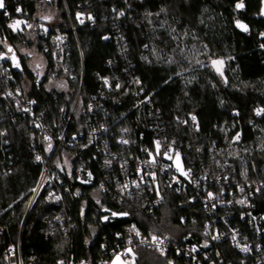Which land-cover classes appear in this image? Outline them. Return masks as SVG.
<instances>
[{"label": "trees", "instance_id": "16d2710c", "mask_svg": "<svg viewBox=\"0 0 264 264\" xmlns=\"http://www.w3.org/2000/svg\"><path fill=\"white\" fill-rule=\"evenodd\" d=\"M13 2L29 10L30 20L40 19L41 8L61 12L52 26L67 33V74L58 67L51 35H41L37 23L23 29L3 23L0 29V49L5 51V42L13 52L5 61L10 86L23 88L29 82V97L49 124L59 121L63 106L73 108L79 93L78 115L103 94L106 98L99 102L107 110L113 140L125 129L132 144L124 147L128 154H141V147H152L160 134L177 139L194 166L201 162L215 171L226 165L232 179L262 182L253 201L264 214V111L257 114L264 109V0H9L11 9ZM241 2L244 7L238 9ZM238 21L248 30L238 27ZM30 48L43 55V73L32 70L22 55ZM220 59L222 73L213 65ZM53 81L64 88L45 86ZM7 88L0 72V132H5L9 149L5 155L0 152V264H7L4 251L19 240L25 261L33 257L34 264L65 258L101 264L116 247L117 234H126L134 222L146 233L172 232L174 225L193 232L195 223L202 226L209 218L198 202L189 201L192 193L170 191L163 205L150 200L146 206L140 198L119 203L97 186L71 183L64 206L41 197L28 212L40 176L30 147L35 128L28 118L8 110L10 103L3 98ZM75 121L69 131H76ZM158 123L163 131L153 128ZM213 146L222 149L220 155L212 153ZM104 210L127 216L104 223ZM58 211L71 215L76 228L70 235L58 225L48 227L47 216ZM259 241L264 244V234ZM222 247L226 261L241 264L233 248ZM136 254L138 264H191L148 248L140 247Z\"/></svg>", "mask_w": 264, "mask_h": 264}, {"label": "built area", "instance_id": "2783aa9c", "mask_svg": "<svg viewBox=\"0 0 264 264\" xmlns=\"http://www.w3.org/2000/svg\"><path fill=\"white\" fill-rule=\"evenodd\" d=\"M23 1L48 3L51 0ZM3 3L4 7L0 8V29L3 23L11 29L31 28L37 23L41 35H51L57 48L58 67L67 74L64 60L67 56L68 38L65 30L46 24L41 19L30 20L29 10L19 2H13L12 9L9 0H3ZM40 13L39 10L37 16ZM17 21L20 22L18 25ZM72 30L76 32L73 23ZM1 37L0 32V39ZM1 46L5 51L0 49V72L8 87L3 98L10 103L8 110L28 118L30 125L35 128L30 134V147L33 161L40 167V176L29 202L28 212L41 197L54 206H64L66 195L71 191L70 183L97 186L101 193L114 196L119 203L125 199L134 201V198H140L146 206L150 200L152 205H163L170 191L179 195L192 193L188 195L189 201L198 202L209 216L202 226L195 223L193 232L180 231V225H174L172 232L160 229L161 231L146 233L134 222L127 226L126 234H117L116 247L110 250L108 258L101 264H114L117 256L120 258L119 264H134L133 258L137 256L136 252L140 247L154 250L171 260L183 258L191 264H235L232 260L226 261L222 247L224 245H229L239 254L241 264H264V244L259 241L264 234V214L255 208L253 201L255 193L263 186L262 182L245 184L232 179L231 174L226 171V165L219 164L215 171L205 168L201 162L194 166L195 161L186 160L189 158L188 154L179 141L162 134L152 141V147H141V154H128L125 148L132 144L125 129L113 140L107 110L103 102H99L106 98L103 94L98 101L94 99V102L84 106L81 115H78L79 93L73 108L63 106L59 121L49 124L45 114L30 99L29 92L24 91L25 87L10 86L12 75L9 74L10 68L5 61L13 52L7 49L5 42ZM98 113L102 117L97 116ZM74 119L77 129L69 131ZM197 125L193 123L195 129L198 128ZM153 128L164 130L159 123ZM0 134V152L5 155L9 151L8 141L5 132L1 131ZM211 150L216 155H220L222 151L217 146H213ZM37 157L40 159L37 160ZM176 157H180L183 162L181 169L174 163ZM94 164L97 165L96 168L93 167ZM99 171L103 172L102 177ZM112 219L115 218H110ZM46 220L48 227L55 228L58 225L67 235L76 228L71 215L66 211L54 212ZM181 221L183 224L186 219L182 218ZM245 248L247 251L243 250ZM4 254L7 264H34L33 257L25 261L20 240L5 249ZM57 264L90 263L85 259L75 261L65 258ZM135 264H138L137 261Z\"/></svg>", "mask_w": 264, "mask_h": 264}, {"label": "rangeland", "instance_id": "374dc122", "mask_svg": "<svg viewBox=\"0 0 264 264\" xmlns=\"http://www.w3.org/2000/svg\"><path fill=\"white\" fill-rule=\"evenodd\" d=\"M40 12L41 13L38 16L46 24H50V25L56 24V23H59V21L61 20V12L56 8H50V9L41 8ZM238 22L242 25H245L242 21H238ZM22 55L24 57H27L28 65L30 66V68L32 70L38 71L40 73L44 72L45 64H46L45 59H44L42 54H40L36 51V49H34V48L23 49ZM214 61H222L223 63H214ZM214 61H213L214 67L217 69L218 72L222 73L224 61L222 59L214 60ZM45 86L50 88V89L51 88H57V89L62 90L64 88V83H62L60 81H53L50 84L46 83ZM30 89H31V85L28 82L25 84L24 91H26V93H28L30 91ZM174 163L176 164V166L179 169H181L183 166L182 165L183 162H182L180 157H176ZM93 193L97 199L102 198V194H100L98 191H94ZM133 263L134 264L136 263V257L133 258Z\"/></svg>", "mask_w": 264, "mask_h": 264}, {"label": "snow or ice", "instance_id": "6c2138e0", "mask_svg": "<svg viewBox=\"0 0 264 264\" xmlns=\"http://www.w3.org/2000/svg\"><path fill=\"white\" fill-rule=\"evenodd\" d=\"M3 7H4L3 0H0V8H3ZM236 7H237L238 9H240V8H243L244 5H243V3L241 2V3H238V4L236 5ZM17 11H20V10L17 9ZM120 15H123V13L121 12ZM19 23H20L19 21L16 22L17 25H18ZM237 26L240 27V28H242L244 31H247V30H248L246 25H242V24H240L239 22H237ZM10 27H15V25H10ZM262 47H264V45H262ZM9 51H11V49H9ZM0 58H2V57H0ZM214 63H223V62H222V61H214ZM16 66L19 67L18 64H17ZM105 82L107 83V81H105ZM262 111H264V109L257 110V114H260V112H262ZM192 119H193V121H195L196 117L193 116ZM236 139H239V136H237ZM124 143H127V141H124ZM157 144H159V142H157ZM178 155H179V154H177V156H178ZM39 159H40V157H37V160H39ZM89 176H91V174H89ZM210 195H211V194H210ZM113 215H116V214L113 213ZM105 219H107V217H105ZM137 235H139V233H137ZM153 239L155 240L156 238L153 237ZM233 239H235V236L233 237ZM243 250H244V251H247V248H245V249H243ZM128 251L131 252V249H128ZM119 261H120V258H119V256H117V257H116V261H114V264H119Z\"/></svg>", "mask_w": 264, "mask_h": 264}, {"label": "water", "instance_id": "95a60500", "mask_svg": "<svg viewBox=\"0 0 264 264\" xmlns=\"http://www.w3.org/2000/svg\"><path fill=\"white\" fill-rule=\"evenodd\" d=\"M103 212L105 214V216L103 217L104 223H107L110 220V218H112V217L115 219H117V218L122 219V218H126V216H127V213L126 214L115 213L116 215H113V213L109 212L108 210H104ZM105 217H107V219H105Z\"/></svg>", "mask_w": 264, "mask_h": 264}, {"label": "flooded vegetation", "instance_id": "af4514ba", "mask_svg": "<svg viewBox=\"0 0 264 264\" xmlns=\"http://www.w3.org/2000/svg\"><path fill=\"white\" fill-rule=\"evenodd\" d=\"M105 216V215H104Z\"/></svg>", "mask_w": 264, "mask_h": 264}]
</instances>
